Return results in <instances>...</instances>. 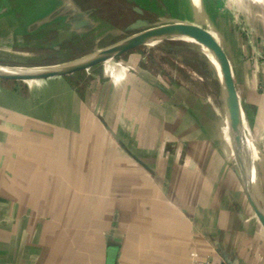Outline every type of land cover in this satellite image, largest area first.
I'll return each mask as SVG.
<instances>
[{
    "label": "crops",
    "instance_id": "0c3cea01",
    "mask_svg": "<svg viewBox=\"0 0 264 264\" xmlns=\"http://www.w3.org/2000/svg\"><path fill=\"white\" fill-rule=\"evenodd\" d=\"M160 1L166 21L216 30L264 203V0ZM108 61L83 92L72 74L28 93L0 82V264H264L229 116L232 140L187 81Z\"/></svg>",
    "mask_w": 264,
    "mask_h": 264
},
{
    "label": "rangeland",
    "instance_id": "374dc122",
    "mask_svg": "<svg viewBox=\"0 0 264 264\" xmlns=\"http://www.w3.org/2000/svg\"><path fill=\"white\" fill-rule=\"evenodd\" d=\"M84 2L85 0H0V65L39 70L79 62L128 40L142 30L125 28V23L131 24L142 17L151 24H156L166 21L174 13L177 14L165 1L152 7L154 13L144 11L143 14L135 10V6L140 7L137 0H123V4L117 0L111 7L109 2H105L108 6L106 10L101 9L102 15L115 18L114 22L106 17L95 16L97 10L87 9L82 5ZM200 23L209 26L205 22ZM117 58L138 59L155 72L185 80L206 97L212 96L221 109L218 111V121L228 129L226 118L229 112L222 79L214 60L203 51L195 38L159 37L140 41L109 60ZM107 61L100 62L93 68L71 73L68 78L83 92L86 86L93 85V74L101 72ZM47 81L48 79L34 82L0 80L8 88L13 87L24 93L32 89H43L42 84ZM239 103L243 121L240 100ZM230 124L229 118V127ZM228 134L232 140L229 129ZM251 144L254 149L252 140ZM233 159L235 167L240 170L236 157ZM257 168L256 162V182L259 181Z\"/></svg>",
    "mask_w": 264,
    "mask_h": 264
},
{
    "label": "water",
    "instance_id": "95a60500",
    "mask_svg": "<svg viewBox=\"0 0 264 264\" xmlns=\"http://www.w3.org/2000/svg\"><path fill=\"white\" fill-rule=\"evenodd\" d=\"M135 10L140 14H143L144 12V10L139 6H135ZM129 28H132V29L141 28L142 29L138 34L135 35L136 37H143V36H147V37H150V36L188 37V38L189 37H202L206 39L209 43V46L211 47L214 57L216 58V60L218 61L220 65L221 74H222L221 79H222V83H223L225 91L228 88L232 89L239 99L238 89H237L236 82L234 80V76L232 73L229 56L226 50L224 49L223 45L221 44L220 40L214 34H212V32H210L208 27L203 26L199 23H192V22L179 21V20L164 21L161 23L151 24L147 19L139 17L135 20V22L130 24ZM133 45L128 44L125 40L119 44H116L115 46H112L114 48L115 47L118 48V51L115 53L114 56L132 47ZM109 59L111 58L107 56H103V55L94 54L91 57L85 60L79 61V62L55 65L52 67L39 69V70H33L30 72L15 73V74L0 73V79L1 80H29V79H42V78H49V77H56V76H65V75L92 67L100 62H103ZM227 104L228 106L230 105V101L228 98H227ZM237 143L241 144L239 142ZM242 150H243V147L241 148V151L238 150L240 162H242V159H243ZM245 184H246L245 186L246 193L250 201V204L256 216L258 217L259 221L261 222L262 226L264 227L263 204L260 201L259 197L255 194L249 182L245 181ZM226 261L228 262V264H232L229 260H226Z\"/></svg>",
    "mask_w": 264,
    "mask_h": 264
},
{
    "label": "bare ground",
    "instance_id": "6f19581e",
    "mask_svg": "<svg viewBox=\"0 0 264 264\" xmlns=\"http://www.w3.org/2000/svg\"><path fill=\"white\" fill-rule=\"evenodd\" d=\"M159 37L160 36H150V37L133 36V37L129 38L128 40H126V42L128 44L133 45V44L138 43L140 41L158 39ZM190 38H195L196 41L199 43L200 47L203 49V51L210 57V59L214 60L215 65L217 67L219 77L222 78L220 65H219L218 61L216 60V58L214 57V54L211 50V47L209 46L208 41L202 37H190ZM117 51H118V48L111 47V48H107L103 51L98 52L97 55H103V56H107L109 58H112ZM33 70L34 69L23 68V67H9V66L0 65V73H2V74L24 73V72H30ZM225 94L230 101V105L228 106V112H229L228 116L231 120V124H230L231 133L233 135L234 141L236 140L235 142H239V143L244 145L243 151H242L243 159H242V162H240L241 169H242L241 172H242L244 181L249 182L250 186L253 188L255 194L257 195L258 191H256V190L258 188H257V183H256V180L254 177V173H255L254 172V166L256 164V155H255L254 149H252L251 139L247 135L246 129L244 128L243 121L241 120V109H240L239 99H238V96H236V94L234 93V91L232 89H229V88L226 89ZM209 98H210V101L212 102V104L214 105V107L218 111H220L221 109L218 106V104L216 103V101L214 100V98L212 96H210ZM226 120H227V118H226ZM258 196H259V194H258ZM261 202H262V200H261ZM262 204L264 207L263 202H262Z\"/></svg>",
    "mask_w": 264,
    "mask_h": 264
},
{
    "label": "trees",
    "instance_id": "16d2710c",
    "mask_svg": "<svg viewBox=\"0 0 264 264\" xmlns=\"http://www.w3.org/2000/svg\"><path fill=\"white\" fill-rule=\"evenodd\" d=\"M102 0H85V2L82 4L83 6H85L87 9H92V10H97L95 12V16L97 15L98 17H106V19H109L110 21H114L116 22L115 18H107V16L102 15L103 12H101V9H105L106 6H108V4H111L110 7L112 6V3H116L117 0H104L103 3L101 2ZM120 1L122 4L124 3L123 0H118ZM108 4H106V3ZM106 10V9H105ZM130 26V22L125 23L124 27L128 28Z\"/></svg>",
    "mask_w": 264,
    "mask_h": 264
},
{
    "label": "built area",
    "instance_id": "2783aa9c",
    "mask_svg": "<svg viewBox=\"0 0 264 264\" xmlns=\"http://www.w3.org/2000/svg\"><path fill=\"white\" fill-rule=\"evenodd\" d=\"M191 264H228V262L222 258H217V259H198L194 258Z\"/></svg>",
    "mask_w": 264,
    "mask_h": 264
}]
</instances>
